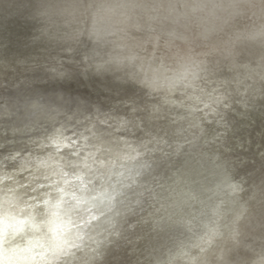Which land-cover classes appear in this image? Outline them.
Here are the masks:
<instances>
[{"label": "clouds", "instance_id": "9594fccd", "mask_svg": "<svg viewBox=\"0 0 264 264\" xmlns=\"http://www.w3.org/2000/svg\"><path fill=\"white\" fill-rule=\"evenodd\" d=\"M31 20L39 39L79 58L93 75L113 77L184 117L176 195L159 214L150 264H264V215L249 187L226 164L191 163L204 148L196 121L206 123L204 105L215 94L264 97V0H32ZM48 102L44 94L22 93L0 98V109L29 119ZM78 137L68 130L70 147L61 153L68 173L94 150ZM101 158L107 167L127 166L114 154ZM147 159L145 153L135 165ZM161 163L154 154L153 166ZM59 179L36 164L0 168V264H101L74 233L61 237L66 246L52 234ZM59 211L83 215L67 200Z\"/></svg>", "mask_w": 264, "mask_h": 264}]
</instances>
